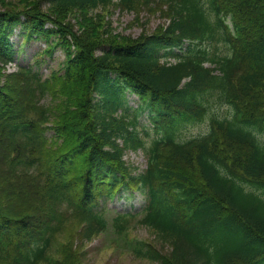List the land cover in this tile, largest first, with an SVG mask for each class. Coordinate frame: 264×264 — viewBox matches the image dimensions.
Segmentation results:
<instances>
[{"label": "trees", "instance_id": "1", "mask_svg": "<svg viewBox=\"0 0 264 264\" xmlns=\"http://www.w3.org/2000/svg\"><path fill=\"white\" fill-rule=\"evenodd\" d=\"M47 2L56 17L0 11V65L18 55L11 39L16 27L26 40L47 42V53L64 45L61 89L71 87L73 94L66 131L74 143L44 172V224L12 218L0 208V263L59 264L56 236L63 216L80 218L81 240L91 241L108 229L106 199L133 187L142 206L116 213L114 234L126 242L138 223L169 245L160 254L145 241L129 239L135 256L160 264H264V105L258 94L264 90V0ZM118 4L129 12L158 4L167 26L159 35L126 41L101 36L90 45L89 34L68 33L60 15ZM47 20L51 27H45ZM14 72L25 79L29 95L47 91L40 72L23 66ZM129 93L137 96L135 108ZM21 104L0 86V130L8 151L23 156L6 160L10 173L35 170L32 157L43 156L42 140ZM11 112L18 116L6 119ZM204 120L205 132L182 137L189 125ZM128 152L141 153L145 168L126 161ZM78 158L80 182L70 189L64 166ZM188 169L198 172L202 186Z\"/></svg>", "mask_w": 264, "mask_h": 264}, {"label": "rangeland", "instance_id": "2", "mask_svg": "<svg viewBox=\"0 0 264 264\" xmlns=\"http://www.w3.org/2000/svg\"><path fill=\"white\" fill-rule=\"evenodd\" d=\"M47 1L0 0V11L3 13H11L15 10L19 13L24 11L30 15H39L44 12L50 17H56V13L50 8ZM221 1L223 5L229 3V0ZM160 7L162 6H158V4L152 8L151 6H137L134 11L129 12L118 4L95 10H67L62 11L63 13L60 15L65 20L64 23H68L65 25L68 28V33L71 31L73 34H79L85 31L89 34L90 45H98L103 41L101 36L109 38V35H114L119 41H126L163 33V29L168 23V17ZM20 16L21 19L24 18V15L20 14ZM51 24L53 25L50 20L45 22L46 27H51ZM20 27H24L26 34L28 33L26 25L20 24ZM11 39L15 45H18V55L13 62L36 72L42 71L44 74L42 81L47 91L42 96H37L36 93L29 95L25 89V79L13 74L16 71L13 66L8 69L7 66L0 65V86L8 92L11 101L16 103L19 100L22 103L21 109L27 113V120L33 121L34 131L42 140L43 156L40 157V160L37 155L32 157L35 160V170L30 168L23 172L10 173L6 160L10 157L20 159L23 156H18L14 148L8 151L6 132L0 130V208L12 218H28L30 221L36 220V224H44L47 220L41 215L40 210L45 204L44 172L56 167L59 157L66 153L74 143L66 131L67 123L70 120L66 115L69 108L74 107L73 94L71 87L65 86L61 89L65 68L62 66L65 58L63 44L60 43V46H55L51 53H47V42L40 39L24 40L19 33V27L14 30ZM68 39L71 44L70 48H75L76 43L73 38L69 36ZM98 49L95 50L96 55L99 53ZM262 91L264 90L259 89L258 94L262 100L260 103L264 105ZM128 99L130 105L134 108L137 107L135 94L129 93ZM38 110H42L43 114H40ZM262 112L264 113V108ZM11 114L12 112L4 116H8L6 119L18 116ZM60 127L64 129H59ZM207 127L206 120L189 125L183 131L182 137L184 139L194 137L205 132ZM260 139L264 142V132L260 134ZM124 158L141 170L145 168V159L141 153L128 152ZM81 167L82 163L79 158L75 163L65 164L66 180L69 186H72L70 189L80 182ZM188 172L192 174L194 183L202 186L198 172L192 169H188ZM133 189V187H129L125 192L119 194V188L112 199H106L103 206L105 207V217L109 223L108 229L95 236L91 241L81 240L82 222L80 218H72L73 216L69 214L63 216V225L56 236L57 250L55 253L58 255L59 264H160L157 261L135 256L130 251L127 242L133 241L128 240L134 238L145 241L155 250V253L159 251L160 254L169 249L167 242L155 238L154 233L138 223H132L127 232L126 242L119 240L111 228V219L116 213L135 211L140 207L141 196ZM70 195L73 200L77 201L79 196L77 192L71 190ZM97 205L102 206L101 199H98ZM178 210L181 218L185 220L182 207L179 206Z\"/></svg>", "mask_w": 264, "mask_h": 264}]
</instances>
